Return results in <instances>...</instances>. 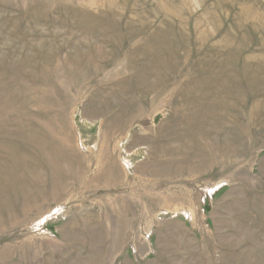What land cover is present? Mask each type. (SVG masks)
Returning <instances> with one entry per match:
<instances>
[{
  "label": "rangeland",
  "instance_id": "374dc122",
  "mask_svg": "<svg viewBox=\"0 0 264 264\" xmlns=\"http://www.w3.org/2000/svg\"><path fill=\"white\" fill-rule=\"evenodd\" d=\"M0 264H264V0H0Z\"/></svg>",
  "mask_w": 264,
  "mask_h": 264
}]
</instances>
